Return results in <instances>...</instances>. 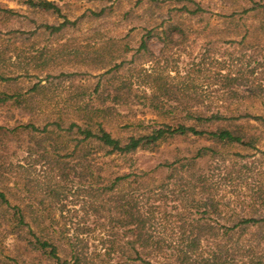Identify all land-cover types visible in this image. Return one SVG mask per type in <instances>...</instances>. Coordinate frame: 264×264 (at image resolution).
Listing matches in <instances>:
<instances>
[{"label": "rangeland", "instance_id": "rangeland-1", "mask_svg": "<svg viewBox=\"0 0 264 264\" xmlns=\"http://www.w3.org/2000/svg\"><path fill=\"white\" fill-rule=\"evenodd\" d=\"M47 1L61 14L31 9L23 0H0L1 8L14 11L0 14V77L6 79H0V94L22 97V110L0 106V126L12 129L31 122L43 127L59 116L79 123L88 118L103 123L114 137L127 139L161 123L183 121L186 110L264 117V9L251 10L264 0ZM198 6L203 11L194 14ZM66 21L59 32L45 28ZM152 103L179 107L180 114L170 116ZM239 123H247L259 137L256 149H222L229 170L222 164L211 167V180L220 191L218 199L231 203L228 214L236 208L247 215L241 210L243 197L264 189V126L253 120ZM41 137L22 135L0 153V191L13 205L42 203L58 230L84 232L81 247L95 264H127L104 240L114 214L98 209L96 185L91 179L66 178L53 162L71 152L75 142L66 144L58 132L43 144ZM201 144L176 141L161 148L162 157L171 159L176 147ZM45 151H50L49 159ZM142 156L136 162L115 159L110 168L128 172L147 162ZM168 205L170 215L184 206ZM12 213L0 206V264H57L28 249V229H17ZM164 228L171 232V226ZM252 234L231 244L228 258L207 264H259L253 257L263 247Z\"/></svg>", "mask_w": 264, "mask_h": 264}, {"label": "trees", "instance_id": "trees-1", "mask_svg": "<svg viewBox=\"0 0 264 264\" xmlns=\"http://www.w3.org/2000/svg\"><path fill=\"white\" fill-rule=\"evenodd\" d=\"M23 4L31 9L61 14V9L51 1L23 0ZM261 9L264 5L255 4L251 10ZM202 11L198 6L194 14ZM13 12L0 7V14ZM68 23L45 28L59 32ZM172 33L170 30L164 34ZM168 91L164 89L165 94ZM21 99V96L0 94V106L22 110ZM152 106L170 116L180 114L179 107L154 103ZM185 113L183 121L161 123L150 133L127 139L114 137L103 123L94 124L88 118L79 123L59 116L47 121L43 127L31 122L12 129L0 126V153L13 141L20 140L22 135L34 137L40 134V143L43 144L50 140L51 133L58 132L67 138L66 144L71 141L75 145L62 159L53 162L62 169L66 178L72 175L82 181L91 179L96 185L94 194L101 200L98 209L114 214L110 217V231L104 240L118 259L127 264L220 263L229 257L231 244H239L245 240L243 236L252 234L254 229L256 233L264 231V215L253 214L264 212V189L252 190L250 195L243 197L241 210L247 215L237 213L236 208V213L228 214L225 210L231 207V203L218 199L220 191L212 183V168L222 164L224 171L229 170L222 149L235 146L256 149L259 137L246 126L247 123L239 122L253 120L264 126V117L249 113L227 117L219 112L206 116L190 110ZM192 139L203 145L186 150L176 147L171 151V159L162 157L163 146ZM139 153L147 157V162L140 167H131L128 172L110 168L115 159L136 162ZM50 154V151H45L43 156L49 159ZM2 159L3 155H0ZM26 203L24 207L13 205L8 194L0 191V206L13 211L11 216L15 227L28 229L31 236L27 241L28 249L57 264H95L81 247L84 232L69 235L58 230L57 221L46 212L42 203ZM110 203L112 206L107 208ZM169 203L184 206L177 209L175 215H170L167 212ZM164 225L171 226L170 233ZM236 235L239 238L234 241ZM252 237L256 238L258 247H263L253 259L264 264V234H252Z\"/></svg>", "mask_w": 264, "mask_h": 264}]
</instances>
